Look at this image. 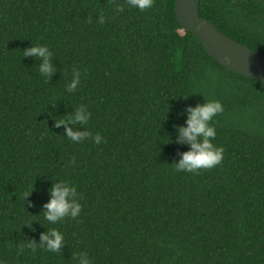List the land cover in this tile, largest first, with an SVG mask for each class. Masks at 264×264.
<instances>
[{"label":"trees","instance_id":"16d2710c","mask_svg":"<svg viewBox=\"0 0 264 264\" xmlns=\"http://www.w3.org/2000/svg\"><path fill=\"white\" fill-rule=\"evenodd\" d=\"M200 15L264 55V0H201ZM33 45L53 53L50 77L23 56ZM74 68L80 85L67 92ZM208 100L223 106L210 122L222 160L177 172L190 150L178 129ZM81 105L90 136L74 143L56 123ZM61 180L82 207L51 224L43 206ZM53 228L58 252L39 246ZM81 252L91 264H264V83L215 61L175 0L143 11L126 0H0V264H79Z\"/></svg>","mask_w":264,"mask_h":264},{"label":"clouds","instance_id":"9594fccd","mask_svg":"<svg viewBox=\"0 0 264 264\" xmlns=\"http://www.w3.org/2000/svg\"><path fill=\"white\" fill-rule=\"evenodd\" d=\"M126 3L132 7L143 11L151 8L153 0H126ZM117 12L123 11L117 7ZM88 23H92L91 18ZM105 22L104 15L97 18V23ZM53 53L45 45H33L23 51V56H32L40 60L38 67L39 73L44 77H50L54 72L51 63ZM81 73L78 69H73L72 79L66 85L67 92H73L80 85ZM223 112V106L218 100H208L202 105L189 107L187 109V119L185 125L178 129V139L181 143L190 146V150L181 154V159L174 165L177 172L195 173L200 169H210L218 165L223 156V148L212 143L216 137V130L211 125L213 117ZM90 113L84 105L77 108L74 115L56 123L57 126H65V136L74 143H80L90 136L89 131L83 126L88 123ZM81 125L84 130H74L68 125ZM92 141L95 144L101 143L99 133L92 135ZM74 162V160L72 161ZM28 196V195H27ZM49 201L44 204V219L51 224L62 221L65 217L75 219L81 211L79 203L80 194H78L75 185L69 181L61 180L55 183L49 190ZM64 237L62 233L55 228L49 229L40 237L39 246L50 252H58L62 247ZM28 247L35 251L36 244L29 243ZM79 255V264H91L86 253L81 252Z\"/></svg>","mask_w":264,"mask_h":264},{"label":"water","instance_id":"95a60500","mask_svg":"<svg viewBox=\"0 0 264 264\" xmlns=\"http://www.w3.org/2000/svg\"><path fill=\"white\" fill-rule=\"evenodd\" d=\"M201 0H175L177 20L226 69L264 83V55L221 33L200 15Z\"/></svg>","mask_w":264,"mask_h":264}]
</instances>
